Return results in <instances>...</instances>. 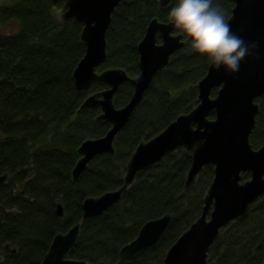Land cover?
I'll return each mask as SVG.
<instances>
[{
    "label": "trees",
    "instance_id": "16d2710c",
    "mask_svg": "<svg viewBox=\"0 0 264 264\" xmlns=\"http://www.w3.org/2000/svg\"><path fill=\"white\" fill-rule=\"evenodd\" d=\"M217 2L228 19L231 0ZM165 12L158 0H123L112 15L107 59L99 71L122 69L128 75L113 99L116 109L132 96L131 80L139 74L138 43L150 21L164 23ZM61 13V5L44 0H10L0 6V25L17 28L13 34H0V176L7 175L0 185V264H41L53 238L81 221L83 201L119 189L136 147L197 105L195 87L208 70L185 45L155 76L117 136L115 154L94 159L73 181L78 148L88 139L103 137L110 125L97 121L98 108L78 112L88 94L76 93L72 74L85 48L81 26L62 21ZM105 89L95 85L89 94ZM256 102L259 113L249 137L254 150L264 145V97ZM190 162L189 153L178 151L140 172L115 207L81 225L67 258L88 264H163L168 249L200 217L213 178L212 167H206L185 190ZM165 215L172 220L160 241L120 261V250L141 227ZM208 256L215 264L264 261V198L248 217L220 232Z\"/></svg>",
    "mask_w": 264,
    "mask_h": 264
},
{
    "label": "water",
    "instance_id": "95a60500",
    "mask_svg": "<svg viewBox=\"0 0 264 264\" xmlns=\"http://www.w3.org/2000/svg\"><path fill=\"white\" fill-rule=\"evenodd\" d=\"M44 1L62 6V21L81 26L80 41L85 53L73 71L72 80L76 93L88 96L78 112L98 108L97 121L110 125L103 137L88 139L78 148L79 160L72 170V180L76 181L94 159L115 154L117 136L128 124L155 76L168 67L171 57L185 45L179 42L181 37L171 34L165 23L157 19L150 21L137 45L139 74L131 80L132 96L125 106L116 109L113 99L119 88L129 81L128 75L122 69L101 72L99 69L107 59L106 34L112 24V15L123 0ZM231 2L233 8L228 21L232 32L246 43L256 45L241 62L239 71L227 75L208 67L195 87L197 105L136 147L126 164L119 189L83 201L81 221L65 234L53 238L41 264H88L67 258L78 240L81 225L115 207L140 172L178 151L190 154L185 190L195 185L206 167H212L213 178L204 195L200 217L168 249L163 264H215L209 262L208 253L220 231L245 219L264 197V145L254 150L249 143L259 113L256 101L264 97V0ZM158 6L166 9L160 0ZM95 85H103L106 89L89 94ZM214 89L217 91L212 96ZM210 116L213 118L209 119ZM243 175L248 179L243 181ZM6 180L7 175L0 176V185ZM57 215L63 216L61 205H57ZM171 220L170 215H165L145 223L137 237L120 250V261L155 246Z\"/></svg>",
    "mask_w": 264,
    "mask_h": 264
},
{
    "label": "clouds",
    "instance_id": "9594fccd",
    "mask_svg": "<svg viewBox=\"0 0 264 264\" xmlns=\"http://www.w3.org/2000/svg\"><path fill=\"white\" fill-rule=\"evenodd\" d=\"M166 8L164 23L172 35L214 71L234 75L250 55L255 43L248 44L232 32L217 0H160Z\"/></svg>",
    "mask_w": 264,
    "mask_h": 264
},
{
    "label": "rangeland",
    "instance_id": "374dc122",
    "mask_svg": "<svg viewBox=\"0 0 264 264\" xmlns=\"http://www.w3.org/2000/svg\"><path fill=\"white\" fill-rule=\"evenodd\" d=\"M10 0H0V6L9 5ZM17 31L14 24L0 25V34H13Z\"/></svg>",
    "mask_w": 264,
    "mask_h": 264
},
{
    "label": "flooded vegetation",
    "instance_id": "af4514ba",
    "mask_svg": "<svg viewBox=\"0 0 264 264\" xmlns=\"http://www.w3.org/2000/svg\"><path fill=\"white\" fill-rule=\"evenodd\" d=\"M264 198V197H263Z\"/></svg>",
    "mask_w": 264,
    "mask_h": 264
}]
</instances>
